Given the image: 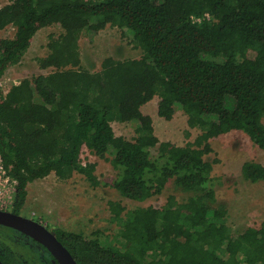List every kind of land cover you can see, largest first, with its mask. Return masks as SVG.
<instances>
[{
  "label": "trees",
  "instance_id": "16d2710c",
  "mask_svg": "<svg viewBox=\"0 0 264 264\" xmlns=\"http://www.w3.org/2000/svg\"><path fill=\"white\" fill-rule=\"evenodd\" d=\"M53 25L64 32L51 37L49 53L38 59L48 72L7 92L0 86V154L17 181L10 210L21 214L28 185L51 173L61 180L81 174L94 188L111 186L138 202L173 182L189 194L185 202L172 195L163 208L127 210L109 201L118 244L62 227L54 233L78 264H264V222L233 232L211 185L214 163L206 158L211 140L234 130L264 149V0L0 2V31L15 28L13 38H0V82L38 31ZM108 25L130 30L142 56L107 57L99 70L84 69L83 32ZM156 96L159 116L171 120L181 106L189 126L200 129L193 142L160 140L142 111ZM114 121H138V136L117 135ZM85 147L100 157L110 153L116 176L102 181L97 164L83 162ZM242 171L251 182L264 181L262 163L246 161ZM38 244L48 254H22L19 243L0 236V259L59 264Z\"/></svg>",
  "mask_w": 264,
  "mask_h": 264
},
{
  "label": "rangeland",
  "instance_id": "374dc122",
  "mask_svg": "<svg viewBox=\"0 0 264 264\" xmlns=\"http://www.w3.org/2000/svg\"><path fill=\"white\" fill-rule=\"evenodd\" d=\"M0 2L5 5L10 0ZM63 32L64 30L56 25L39 30L21 61L6 71L1 80L3 91H8L12 85L24 78L47 73L48 70L40 67L38 59L49 53L48 43L51 37H57ZM14 34L15 28L9 26L0 31V38H13ZM80 46L82 67L90 71L99 70L107 57L124 60L142 56V50L133 41V33L118 26L108 25L99 32L86 29L81 36ZM159 102L160 98L154 97L142 107V111L153 118L155 133L160 140L181 146L193 142L200 129L189 126L188 115L183 108L177 106L174 117L166 120L158 114ZM112 125L119 136L129 140L138 136V121H114ZM188 132L190 136L187 135ZM211 145L213 151L206 157L214 163L211 185L216 191L217 201L227 207V223L235 234L249 227H260L264 222V181L247 180L242 168L246 161L253 160L264 164V149L257 146L248 134L239 130L213 138ZM111 159L110 153L100 157L87 147L82 154L83 162L97 164L96 173L102 181L107 177L116 176L117 171L113 168ZM14 192L13 184L0 189V209L11 211ZM28 193L21 215L41 222L52 232L56 227H62L99 237L105 246L122 241L118 238L119 226L112 220L110 200L120 201L127 210H134L149 206L163 208L172 195L179 203L185 202L189 197L188 193L177 189L173 182H170L162 194L143 202L133 201L123 197L111 186L101 185L94 188L83 175L77 173L68 180H61L51 173L43 179L31 182L28 185ZM0 236L19 243L18 251L22 254L29 249L48 254L38 243H34L29 236L16 229L0 225Z\"/></svg>",
  "mask_w": 264,
  "mask_h": 264
},
{
  "label": "water",
  "instance_id": "95a60500",
  "mask_svg": "<svg viewBox=\"0 0 264 264\" xmlns=\"http://www.w3.org/2000/svg\"><path fill=\"white\" fill-rule=\"evenodd\" d=\"M0 225L16 229L40 243L55 257L59 264H78L55 233L37 220L0 209ZM0 264H4L1 259Z\"/></svg>",
  "mask_w": 264,
  "mask_h": 264
},
{
  "label": "built area",
  "instance_id": "2783aa9c",
  "mask_svg": "<svg viewBox=\"0 0 264 264\" xmlns=\"http://www.w3.org/2000/svg\"><path fill=\"white\" fill-rule=\"evenodd\" d=\"M206 17H209V15L206 14ZM196 20L199 21L200 19H196ZM18 83H15V84H18ZM0 86H1V82H0ZM5 92H7V91H5ZM9 184H13L14 190H15V186L17 184V181L12 179L11 176L7 173V170L4 167L2 156L0 154V189L5 188Z\"/></svg>",
  "mask_w": 264,
  "mask_h": 264
},
{
  "label": "flooded vegetation",
  "instance_id": "af4514ba",
  "mask_svg": "<svg viewBox=\"0 0 264 264\" xmlns=\"http://www.w3.org/2000/svg\"><path fill=\"white\" fill-rule=\"evenodd\" d=\"M3 226V225H2Z\"/></svg>",
  "mask_w": 264,
  "mask_h": 264
}]
</instances>
